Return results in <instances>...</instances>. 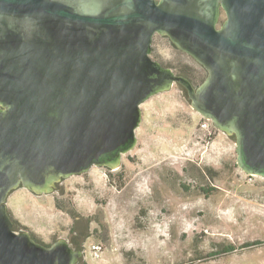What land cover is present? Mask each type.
<instances>
[{
    "label": "water",
    "instance_id": "water-1",
    "mask_svg": "<svg viewBox=\"0 0 264 264\" xmlns=\"http://www.w3.org/2000/svg\"><path fill=\"white\" fill-rule=\"evenodd\" d=\"M175 83L264 178V0H0V264H77L14 229L10 193L117 167Z\"/></svg>",
    "mask_w": 264,
    "mask_h": 264
},
{
    "label": "rangeland",
    "instance_id": "rangeland-1",
    "mask_svg": "<svg viewBox=\"0 0 264 264\" xmlns=\"http://www.w3.org/2000/svg\"><path fill=\"white\" fill-rule=\"evenodd\" d=\"M141 108L137 142L117 167L63 178L60 193L13 189L17 232L44 244L89 232L87 264H264V178L237 165L235 142L176 83Z\"/></svg>",
    "mask_w": 264,
    "mask_h": 264
},
{
    "label": "trees",
    "instance_id": "trees-1",
    "mask_svg": "<svg viewBox=\"0 0 264 264\" xmlns=\"http://www.w3.org/2000/svg\"><path fill=\"white\" fill-rule=\"evenodd\" d=\"M183 75V74H182ZM185 76L186 77H188V79H190V80H192L193 79V77L190 75V74H185ZM193 83V82H192ZM194 84V83H193ZM185 91V90H184ZM185 93H186V91H185ZM187 94V93H186ZM185 94V95H186ZM85 219V218H84ZM16 223L14 222V229L17 231V227H18V224L17 225H15ZM72 230H73V232H74V234L76 235V237H74V238H72L71 239V242H75L77 245H79V243H82V241H84V239L85 238H87L88 236H89V232H84V234H82V233H80V234H82V236L81 237H79L80 236V234H79V230H78V228H72ZM77 238H79V240H77ZM254 243V242H253ZM251 244V243H250ZM232 246H230V248H231ZM231 249H233V248H231ZM228 251H230V250H228ZM79 264H87L84 260H80V263Z\"/></svg>",
    "mask_w": 264,
    "mask_h": 264
},
{
    "label": "built area",
    "instance_id": "built-area-1",
    "mask_svg": "<svg viewBox=\"0 0 264 264\" xmlns=\"http://www.w3.org/2000/svg\"><path fill=\"white\" fill-rule=\"evenodd\" d=\"M203 125L208 126V123L204 122ZM91 250L94 252L95 256H98L102 252V246H101V244L94 243L91 245Z\"/></svg>",
    "mask_w": 264,
    "mask_h": 264
},
{
    "label": "flooded vegetation",
    "instance_id": "flooded-vegetation-1",
    "mask_svg": "<svg viewBox=\"0 0 264 264\" xmlns=\"http://www.w3.org/2000/svg\"><path fill=\"white\" fill-rule=\"evenodd\" d=\"M173 46H174V44H173ZM183 90H184V89H183ZM32 192H33V191H32ZM77 240H79V238H77ZM70 244L72 245L73 248H75V249H80V250H81L82 243H79V245H77L75 242H74V243L71 242V239H70ZM80 260H82V259L79 258L77 264L80 263Z\"/></svg>",
    "mask_w": 264,
    "mask_h": 264
}]
</instances>
